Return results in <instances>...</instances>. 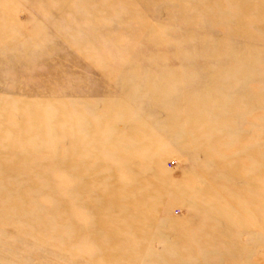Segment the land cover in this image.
<instances>
[{
    "label": "rangeland",
    "instance_id": "374dc122",
    "mask_svg": "<svg viewBox=\"0 0 264 264\" xmlns=\"http://www.w3.org/2000/svg\"><path fill=\"white\" fill-rule=\"evenodd\" d=\"M0 264H264V0H0Z\"/></svg>",
    "mask_w": 264,
    "mask_h": 264
}]
</instances>
